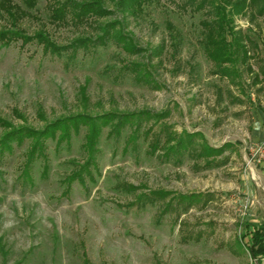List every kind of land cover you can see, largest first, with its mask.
<instances>
[{
    "label": "rangeland",
    "instance_id": "1",
    "mask_svg": "<svg viewBox=\"0 0 264 264\" xmlns=\"http://www.w3.org/2000/svg\"><path fill=\"white\" fill-rule=\"evenodd\" d=\"M56 1L38 0L29 8L24 0H11L19 18L15 23L0 12V28L27 36L43 31L58 45H68L79 37L94 39L101 26L117 22L118 31L141 52L129 55L113 39L101 55L81 53L79 64L67 68L35 41L0 43L1 118L39 128L44 125L40 110L46 121L83 110L79 90L86 86L93 113L169 111L161 123L171 132H200L212 147H233L217 159L218 167L206 169L191 157L180 162L148 156L146 144L137 154H125L123 143L105 132L98 185L86 189L74 183L67 192L62 179L79 159L83 132L71 151L59 155L55 142H48L49 173L40 176L36 169L32 185L21 176L26 145L0 155V264H85V258L90 264H252L245 249L250 239L242 236L264 225V15L259 7L234 16L250 59L221 76L201 47L200 21L212 17L208 8L196 10L201 0H153L137 15L107 4L112 15L82 20L71 13L54 19ZM159 46L162 55L149 67L156 85L124 78V64L143 63ZM154 122L147 124L158 132L161 125ZM5 131L0 126V137ZM115 182L138 186L139 192L203 196L185 213L186 203L179 208L176 199L165 215L150 206L126 212L118 204L134 197L118 196Z\"/></svg>",
    "mask_w": 264,
    "mask_h": 264
},
{
    "label": "trees",
    "instance_id": "2",
    "mask_svg": "<svg viewBox=\"0 0 264 264\" xmlns=\"http://www.w3.org/2000/svg\"><path fill=\"white\" fill-rule=\"evenodd\" d=\"M38 0H24L29 8H34ZM153 0H57L53 9V17L62 20L71 13L77 20L85 19L88 16L104 18L113 14L112 7L125 15H137L142 12L146 5ZM259 7V15H264V0H201L197 6V11L208 8L211 19L200 21L202 25L201 47L209 61L213 62L216 73L227 76L234 70L236 64H246L250 59L248 50L244 43L243 34L237 28L234 21L235 15L246 14L249 7ZM229 7V8H228ZM0 12H4L15 23L19 18V12L11 0H0ZM102 33L96 38L79 37L68 45H58L52 41L48 34L39 31L33 36H27L19 31L4 30L0 28V43L8 44L15 39H21L23 44L35 41L41 45L46 55L60 58L65 67L78 65L79 55L95 53L101 55L102 47H109L113 39L121 43L120 46L129 55H139L141 48L133 42L126 40L118 31L117 22L106 23L101 26ZM164 48L159 46L147 55L143 63L130 62L122 66L124 78L132 79L139 85H156L151 78L149 67L153 58L162 55ZM229 65V66H228ZM107 72H102L103 77ZM81 111L68 116L46 121L43 111H39V116L44 125L35 128L26 125L15 126L0 117V126L6 131L0 137V155L12 154L15 148L26 145L24 152L25 159L21 168V176L24 183L32 185L34 183V173L37 171L40 176H47L49 173V147L48 142H55L54 150L57 155L62 151H71L74 146L75 136L78 137L83 132V139L80 143L78 155L79 159L72 163L68 169V174L62 179L66 186V192L70 191L74 183L86 189L96 187L102 177L100 167L101 145L104 133L110 140L123 143L125 154H137L141 144H146L145 154L157 157L162 161L175 159L182 162L186 157H191L195 161H203L206 169L218 167V158L224 156L225 152L233 147L232 143H225L216 148L208 144L204 135L200 132L181 133L171 132L162 120L168 117L169 111L155 113L151 111L139 112H115L106 111L93 113L89 111L90 99L87 95V87L81 86L80 90ZM19 117L26 121L25 117ZM154 120L160 123L159 131L154 132V126H148V122ZM155 137L151 139L153 136ZM77 139V138H76ZM141 141V142H140ZM105 182L112 183L109 177ZM113 191L125 197H134L133 201L127 205L118 204V207H126V212L132 207L138 210H147L148 207L159 208L160 214H168L172 207V202L176 199V205L180 208L184 202L187 208L200 200L202 194H180L173 197L172 192L164 190H154L149 192H139L140 188L133 184L115 182ZM189 206V207H188ZM243 240L249 238L245 244L246 252L253 260L252 264H262L264 258V225L253 228L249 233L243 234ZM85 264H90L85 258Z\"/></svg>",
    "mask_w": 264,
    "mask_h": 264
}]
</instances>
